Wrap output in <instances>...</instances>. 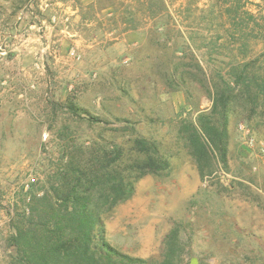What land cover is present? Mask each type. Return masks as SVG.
Segmentation results:
<instances>
[{"label": "rangeland", "instance_id": "obj_1", "mask_svg": "<svg viewBox=\"0 0 264 264\" xmlns=\"http://www.w3.org/2000/svg\"><path fill=\"white\" fill-rule=\"evenodd\" d=\"M246 61L264 72V0H0V264L65 148L98 135L157 140L171 162L105 216L113 245L161 258L179 225L181 264H264V98L239 101L204 175L179 132Z\"/></svg>", "mask_w": 264, "mask_h": 264}, {"label": "trees", "instance_id": "obj_2", "mask_svg": "<svg viewBox=\"0 0 264 264\" xmlns=\"http://www.w3.org/2000/svg\"><path fill=\"white\" fill-rule=\"evenodd\" d=\"M250 64L246 61L236 68L233 79L214 82L210 111L201 112L196 123L180 127L202 175L215 156L227 161L229 115L237 111L239 101L246 96L259 105L264 98V72L249 73ZM71 109L78 107L74 104ZM99 119L93 116L90 122ZM98 138L89 146L68 145L50 187L30 196L16 220L10 264H181L179 225L164 238L161 258L125 253L106 237L105 216L131 198L137 181L171 168L159 142L141 135L126 142Z\"/></svg>", "mask_w": 264, "mask_h": 264}, {"label": "water", "instance_id": "obj_3", "mask_svg": "<svg viewBox=\"0 0 264 264\" xmlns=\"http://www.w3.org/2000/svg\"><path fill=\"white\" fill-rule=\"evenodd\" d=\"M192 264H197V263H195V262L193 261Z\"/></svg>", "mask_w": 264, "mask_h": 264}]
</instances>
